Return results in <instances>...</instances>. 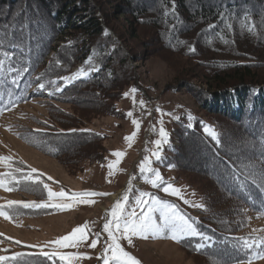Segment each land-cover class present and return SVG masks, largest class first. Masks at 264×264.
<instances>
[{
    "label": "trees",
    "instance_id": "trees-1",
    "mask_svg": "<svg viewBox=\"0 0 264 264\" xmlns=\"http://www.w3.org/2000/svg\"><path fill=\"white\" fill-rule=\"evenodd\" d=\"M135 39L143 40L139 46L147 54L151 47L166 60L184 59L192 67L171 90L192 98L193 119L183 114L175 120L163 159L182 178H197L198 183L186 184L202 191L197 217L181 210L199 234L179 240V248L208 264L248 262L264 247L259 236L246 233L248 218L264 215V0H0V59L5 61L0 118L37 102L44 111L17 127L19 142L57 162L69 176L102 163L106 137L89 127L97 118L119 117L116 104L123 89L138 83L131 61L140 56L127 44ZM84 60L89 61L84 72L91 66L97 72L58 92V79ZM202 124L217 133L219 143ZM12 168L22 170L13 172L17 177L31 170L21 162ZM11 192L46 199L42 183L21 180ZM50 211L10 209L12 221ZM3 257L8 259L0 264H50L10 251Z\"/></svg>",
    "mask_w": 264,
    "mask_h": 264
},
{
    "label": "rangeland",
    "instance_id": "rangeland-1",
    "mask_svg": "<svg viewBox=\"0 0 264 264\" xmlns=\"http://www.w3.org/2000/svg\"><path fill=\"white\" fill-rule=\"evenodd\" d=\"M119 22L122 26L127 24L125 18H120ZM142 41V39H135L127 42L140 56L139 61H131V67L138 83L127 85L123 89L122 96L116 104L119 117H100L95 119L89 127L91 131L106 137L104 142L106 153L102 163L94 164L76 176H69L57 162L19 142L16 136L17 127L27 125L30 115H39L44 111L37 102L31 101L20 105L6 112L0 118V156L11 157L12 165L14 162H21L31 169H36L37 173L45 179L42 181V186L47 184L53 192L64 190L66 195L85 191L108 194L89 197L88 199L94 203L77 202L72 209L68 210L52 206L29 207L35 210H51L38 218L9 221L0 217V257L10 251L17 258L40 256L50 264H68L67 261L60 260L59 256L79 255L89 258L74 260L72 264H104V250L111 241L107 232L103 230V225L112 219L109 213L115 202L125 195L128 197L124 202L123 215L125 217H128L133 211L139 215L153 207L152 197L174 205L180 214L183 210L186 215L197 217L195 210L197 211L198 208L192 205L201 204L202 191L192 189L186 183L194 184V181L198 183L199 180L184 176L182 178L170 166L165 167L163 164L164 150L169 144L175 120L183 114L191 115L194 109L193 100L188 94L185 92L176 93L171 88L176 85L177 80L185 78L192 67L184 59L174 57V60H166L163 54L156 53L151 47L148 49L151 52H148L150 58H145L149 54L139 46ZM88 64L89 61H82L66 76H72L77 71L83 70V66ZM95 72H97L96 68L91 66L90 71H83L79 78H87L89 75H94ZM195 72L197 70L191 73ZM58 81L61 83L59 88L62 90L74 80L66 82L60 78ZM132 89H136V92L132 93ZM125 93H128L127 97ZM133 99L136 101L135 104ZM141 100L145 101L143 108L139 104ZM157 108L160 109L159 112ZM129 112L132 113V116L127 115ZM133 119L139 121L138 129L133 125ZM160 121L163 123L161 124ZM161 127L167 133V142L159 146V158H157L153 155V152L157 151V145L154 142L160 139ZM134 131L136 136L129 146L125 137L132 135ZM117 151L123 152L124 155L119 158V163L114 165L112 175H109L108 165L117 160L112 155ZM141 163L144 164L143 173L140 170ZM8 168L10 167L0 164V173H6ZM154 172H159L162 177V182H158L156 186L149 182L150 179L155 178ZM169 184L181 190L180 196L163 191V188ZM142 193L148 194L142 197L145 203L137 206L136 201L141 198ZM45 195L44 201H35L32 198H23L0 188V205H6L9 200L19 202L14 206H23L24 203H44L48 200L46 191ZM114 195L116 198L113 200ZM151 214L159 223V210L153 211ZM248 219L246 233L259 236L260 240L264 241V215ZM85 223L89 230V238L86 243H82L78 247H59L51 243L70 234L74 228L83 226ZM97 233H99V239L96 247L92 248L89 245L92 239H96ZM170 235L171 233L167 231L156 234L146 233V238L132 237L131 243L128 240L120 239L119 243L130 256L139 261V264H208L205 259L186 257L178 246L179 241L168 238ZM154 236L156 238H153ZM189 236H184L179 240ZM53 252L57 254L53 255ZM110 254L109 252L108 255ZM242 264H264V247L262 252L255 251L251 260Z\"/></svg>",
    "mask_w": 264,
    "mask_h": 264
},
{
    "label": "snow or ice",
    "instance_id": "snow-or-ice-1",
    "mask_svg": "<svg viewBox=\"0 0 264 264\" xmlns=\"http://www.w3.org/2000/svg\"><path fill=\"white\" fill-rule=\"evenodd\" d=\"M244 19L247 21L248 16L245 15ZM228 27H231V24H228ZM251 32V28L248 29ZM3 56L7 59L11 60V55L7 52L3 53ZM4 59H0V72L4 71ZM9 73L12 71H16L18 75L21 74L20 69H8ZM23 72H27V68L22 69ZM84 70H79L76 73H74L72 76H65L62 77L63 80L71 81L79 78L83 74ZM37 79H42V77H37ZM16 81L13 80V83ZM51 83H56L55 81H51ZM39 88L43 89L45 85L43 83H40ZM57 91H61V89L58 87ZM132 93L136 92V89L131 90ZM125 96H128V93H125ZM133 103L135 104L136 101L133 99ZM139 104L141 108L145 106V101L141 100L139 101ZM157 111L159 112L160 109L157 108ZM128 116H132V113L129 112L127 114ZM170 115V114H169ZM189 121L193 119V117L189 114L188 116ZM133 125L138 129L139 128V121L136 119L132 120ZM162 124L163 122L160 121ZM188 127H192V124L189 123ZM204 132L211 136L213 140H215L217 143H219V140L217 139V133L207 125H203ZM136 136V132L134 131L132 135L125 137V141L130 142L133 140V138ZM160 139L156 140L154 143L157 145V151L153 152L154 156H157L159 158V146L162 143L167 142V133L161 127L159 131ZM113 156L117 158V160L108 165L109 168V175H112V169L114 168L115 164L119 163V158H121L124 153L117 151L112 153ZM147 159V158H145ZM0 164H4L6 167L12 168V162L11 157H4L0 156ZM140 170L143 173L144 172V164L141 163ZM13 172H22L20 168H12V172L8 173H0V188H4L5 191H13L16 189V186L20 183L21 180H27L30 181L32 184L39 185L42 183V181L39 179V176H34L35 173H37L36 169H31L26 175L22 176H15L13 175ZM154 179H150L149 182L156 186L158 182H162V177L160 176L159 172H154ZM51 179V178H49ZM7 181V184L5 183ZM15 181V183H13ZM8 185H11L9 187ZM44 190L47 192L48 200L44 203H24V207H35V208H44V207H55L59 208L61 210H68L72 209L73 206L79 202L83 204H91L94 203V201L89 200V197L96 196V195H108L107 193H95V192H80V193H72L70 195H66L64 190H61L59 192H53L51 188L47 184L43 185ZM163 191L165 193H169L172 195L180 196V189H177L173 187L171 184L163 188ZM144 195H148L146 193L141 194V198H138L136 201L137 206H139L142 203H145L143 201L142 197ZM128 199L127 195L121 197L118 199L114 206L110 209V216L111 220H108L103 225V230L107 232L108 237L111 241V243L108 245V247L104 250L105 254L103 256L104 264H139V261L134 259L132 256L129 255L128 252H126L120 245L119 240L125 239L128 240L129 243H131L132 237H140V238H146V233H162V232H169L171 235L168 237L172 239L173 241H179L180 238L184 236L189 235H198L196 228L194 225L189 222L188 219H186L183 215L179 213V211L176 209L174 205H170L166 202L160 201L156 197H152V205L153 207L149 208L147 211H143L141 214L137 215L135 211H133L128 217H125L124 209H125V203ZM188 203L187 201H185ZM19 202L17 201H7L6 205H0V217H3L6 220L11 221L13 218L10 212V209ZM193 207L197 208H203L202 204H193ZM159 210L160 216H159V223L156 222V220L152 216V212ZM89 238V230L87 227V223L83 226H78L72 230V232L66 236L60 237L59 239L52 241L51 243L55 246L59 247H78L82 243H86ZM153 238H156L155 236ZM99 239V233L96 234V239H92L90 243V247L95 248L97 245V241ZM111 253L108 255V253ZM57 253L53 252V255H56ZM89 257L74 255V256H59V259L62 261H67L68 264H72V261L78 260V259H84ZM8 258L6 257H0V261H4ZM14 259V258H13Z\"/></svg>",
    "mask_w": 264,
    "mask_h": 264
},
{
    "label": "bare ground",
    "instance_id": "bare-ground-1",
    "mask_svg": "<svg viewBox=\"0 0 264 264\" xmlns=\"http://www.w3.org/2000/svg\"><path fill=\"white\" fill-rule=\"evenodd\" d=\"M116 198V195H114L113 197H112V199L114 200Z\"/></svg>",
    "mask_w": 264,
    "mask_h": 264
}]
</instances>
